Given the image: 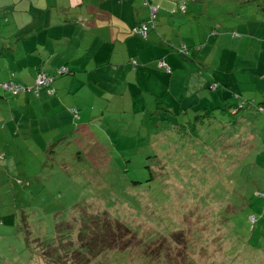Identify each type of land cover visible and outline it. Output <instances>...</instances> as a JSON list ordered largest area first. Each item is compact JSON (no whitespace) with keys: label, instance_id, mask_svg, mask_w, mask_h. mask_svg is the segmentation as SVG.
Listing matches in <instances>:
<instances>
[{"label":"rangeland","instance_id":"rangeland-1","mask_svg":"<svg viewBox=\"0 0 264 264\" xmlns=\"http://www.w3.org/2000/svg\"><path fill=\"white\" fill-rule=\"evenodd\" d=\"M230 28L226 45H197V76L218 74V89L177 100L167 90L160 105L152 96L122 101L128 113L111 114L110 128L96 131L101 147L92 159L82 131L47 142L0 130V264H80L82 256L91 257L88 264H264V112L254 106L264 102V55L247 43L231 45ZM194 47L178 51L192 55ZM184 75L175 78L182 94ZM138 102L144 114H134ZM188 102L210 105L213 119L194 127ZM105 211L142 243L78 253L81 227Z\"/></svg>","mask_w":264,"mask_h":264},{"label":"crops","instance_id":"crops-1","mask_svg":"<svg viewBox=\"0 0 264 264\" xmlns=\"http://www.w3.org/2000/svg\"><path fill=\"white\" fill-rule=\"evenodd\" d=\"M145 1L0 0V83L15 80L32 84L41 70L52 73L61 66L70 70L56 78L53 91L12 95L0 87L3 136L48 142L63 141L74 130L82 131L92 159L101 147L96 131L104 124L110 128L111 114L128 113L122 101L128 105V98L133 104L136 97L152 96L160 105L159 99L168 91L176 100L181 95L203 98L205 89L218 84L216 73L214 80L197 76L198 65L194 63L200 48L190 56L178 51L180 45H226L224 34L235 26L231 45L247 43L264 55V0H186L187 11L176 13L171 12L174 6L178 8L175 0H151L161 6L159 29L143 38L131 29L150 21ZM173 13L178 16L172 17ZM238 29H242L241 34ZM180 54L184 56L178 57ZM157 61L166 62L171 73ZM190 65L196 69L188 74L183 67L189 69ZM183 73L189 88L182 94L177 92L175 78ZM188 103L209 112L210 105ZM136 106L134 114H144L142 104ZM148 110L146 103L145 112ZM75 111L82 121L79 125L72 122Z\"/></svg>","mask_w":264,"mask_h":264},{"label":"trees","instance_id":"trees-1","mask_svg":"<svg viewBox=\"0 0 264 264\" xmlns=\"http://www.w3.org/2000/svg\"><path fill=\"white\" fill-rule=\"evenodd\" d=\"M184 4H185L184 10L181 8V6L178 5V8H176L174 10V13H176L177 11L186 12L187 11V1L184 2ZM158 13H159V11H158ZM158 13H157L156 24H155L156 26L154 28H156L158 25ZM131 32H132V29H131ZM137 36H140V35H137ZM140 37H142V36H140ZM143 38H145V37H143ZM197 48H199V47L195 46L194 50H196ZM134 64H136V62ZM63 67L68 69V70H67V72L60 73L59 70H61V68H63ZM39 72L37 73V75L35 77V81L32 84H29V83L25 84V83L17 82L15 80L4 81V82H9V81L11 82L12 81L15 84L21 86L22 88H25L26 89L25 91L22 90V92H18L17 94H14L13 92H11L9 90H5L2 87V83H4V82L0 83V87L12 95L26 94V93L35 94L36 91L34 89L30 90L29 88L35 86V82L37 81V77L39 75ZM47 73L49 75L54 76V81L52 83V86H53V84H54V82L58 76L68 74V73H70V70L67 66H61V67L57 68V70H55V72H52V73L47 72ZM52 86L50 89L49 88H43L42 90L53 91ZM211 88L217 89L218 84L215 83V84L211 85ZM42 90H40V92H38L36 94L41 93ZM250 102L253 103V100H246L245 99L244 103L240 104L239 110L251 107ZM254 106L257 108V110L259 112H261V113L264 112V102L261 103L260 105H255V103H254ZM190 109L194 110V112L197 113V116L195 117L196 122L195 123L190 122L191 124L194 125V127H197L199 123H204L205 118L213 119V117H214L213 114H211L210 112H206L205 109L196 110V109H194V107H190ZM234 110L236 111V109H234ZM149 111H150V109L147 111V113ZM183 111H185V114H188V112H189L186 109H184ZM75 112L79 115V113L77 111H75ZM75 112H74V116H75ZM201 112H203V113H201ZM202 114H204V115H202ZM232 114H233V112H232ZM189 121H191V120H189ZM189 121L185 120V124H188ZM262 195L264 196V193H262ZM93 215L94 216L91 218L90 221L89 220L86 221V218H85V221H86L85 223H87V225H90V227H87V228L81 227L79 234H81V242L83 244L80 245V249H78L79 250L78 253L81 252V250H88L91 253H95V255L97 256L101 253H105V252L110 251V250L132 249L133 247L140 246V243H142L141 240L138 239V237L135 235V233L128 226H126L124 223L120 222L119 220L113 218L107 211H105L103 213H97V214L93 213ZM175 233H177V232H175ZM175 233H173V234H175ZM87 237H91V238L84 241V238L86 239ZM171 237H173V236H171ZM148 247L149 246H147V248ZM58 249H60V248H57V250ZM58 251L60 252V250H58ZM146 255H148L149 257L152 256V254L150 255L149 253H147ZM53 256H54V254H53ZM90 260H91V257L85 258L82 256L80 264H86V263L88 264V261H90Z\"/></svg>","mask_w":264,"mask_h":264},{"label":"built area","instance_id":"built-area-1","mask_svg":"<svg viewBox=\"0 0 264 264\" xmlns=\"http://www.w3.org/2000/svg\"><path fill=\"white\" fill-rule=\"evenodd\" d=\"M145 4L147 6H149L151 9V19L149 22H141V23L137 24L136 26H134L132 28V33L135 35H140V36L146 38L149 34L150 29L154 28L156 26L155 24H156L157 13H158L161 6L159 4H154L153 2H151L149 0H146ZM178 5L181 6V8L183 10L185 9L184 2H182ZM160 65L167 68V70L170 69L169 66L164 61H161ZM67 70L68 69L63 67V68H61V70H59V72L63 73V72H67ZM53 81H54V76L49 75L45 70H41L39 72L38 77H37V81L35 82V86L30 87L29 89L30 90L34 89L36 91L35 93H38L43 88H49L50 89ZM2 87L5 90H9V91L13 92L14 94H17L18 92H22V90L23 91L26 90L25 88H22L21 86L15 84L12 81L2 83ZM75 116L78 117V114L76 112H75Z\"/></svg>","mask_w":264,"mask_h":264}]
</instances>
